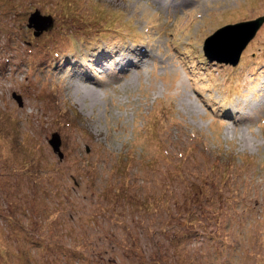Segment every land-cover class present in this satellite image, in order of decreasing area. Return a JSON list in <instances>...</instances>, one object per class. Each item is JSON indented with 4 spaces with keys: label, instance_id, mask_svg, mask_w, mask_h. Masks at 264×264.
<instances>
[{
    "label": "rangeland",
    "instance_id": "rangeland-1",
    "mask_svg": "<svg viewBox=\"0 0 264 264\" xmlns=\"http://www.w3.org/2000/svg\"><path fill=\"white\" fill-rule=\"evenodd\" d=\"M35 9L53 18L37 36ZM261 16L264 0H0V264H264V22L235 66L201 58Z\"/></svg>",
    "mask_w": 264,
    "mask_h": 264
},
{
    "label": "water",
    "instance_id": "water-1",
    "mask_svg": "<svg viewBox=\"0 0 264 264\" xmlns=\"http://www.w3.org/2000/svg\"><path fill=\"white\" fill-rule=\"evenodd\" d=\"M27 26L33 28V34L39 35L43 31H47L52 28L53 18L50 15H42L38 9H35L27 19ZM264 22V16L236 23H229L218 28L212 35H210L204 41L203 51L205 56L209 60H216L218 62L229 63L235 65L239 59L240 53L245 44L253 38L254 34ZM233 32L225 36L227 32ZM224 38V39H222ZM216 39H220L221 43H215ZM17 103L21 105V99L19 95L13 94ZM53 150L57 152L59 157L62 156L60 151V138L59 135L54 132L52 139L49 141Z\"/></svg>",
    "mask_w": 264,
    "mask_h": 264
},
{
    "label": "trees",
    "instance_id": "trees-1",
    "mask_svg": "<svg viewBox=\"0 0 264 264\" xmlns=\"http://www.w3.org/2000/svg\"><path fill=\"white\" fill-rule=\"evenodd\" d=\"M100 16L104 18V22L102 23V25L106 24V28H105V31H107L106 35L110 33V29L111 30L117 29L120 33L124 32V31L121 30V28H123L125 26V24H117V21H114V20L113 21H111V20L108 21V18H110V15L107 16V13L103 12V11H101V15ZM108 25H109V27L107 28Z\"/></svg>",
    "mask_w": 264,
    "mask_h": 264
},
{
    "label": "bare ground",
    "instance_id": "bare-ground-1",
    "mask_svg": "<svg viewBox=\"0 0 264 264\" xmlns=\"http://www.w3.org/2000/svg\"><path fill=\"white\" fill-rule=\"evenodd\" d=\"M135 68H136V67H135ZM62 74H63V73H62ZM94 95H95V92H94L92 89L87 88V89L85 90V98H86L87 96H89L91 102L93 101V100H92V97H94Z\"/></svg>",
    "mask_w": 264,
    "mask_h": 264
}]
</instances>
